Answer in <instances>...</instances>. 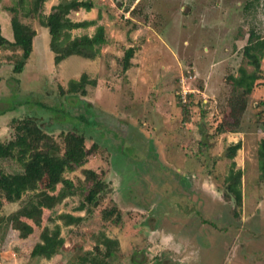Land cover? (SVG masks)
Wrapping results in <instances>:
<instances>
[{"label": "rangeland", "instance_id": "1", "mask_svg": "<svg viewBox=\"0 0 264 264\" xmlns=\"http://www.w3.org/2000/svg\"><path fill=\"white\" fill-rule=\"evenodd\" d=\"M13 1L0 2L3 36L11 32L6 24ZM82 1L46 0L42 14L57 6L72 22H95L71 30L72 42L102 27L107 43L95 60L71 56L54 67L39 22L22 17L39 34L40 45L23 72L13 73L16 57L6 59L12 51L0 50V143L14 139L12 121L24 116L48 130L59 149L68 131L87 132L85 147H93L84 168L105 186L96 192L95 207L85 204L78 211L84 198L78 192L43 210L42 227L58 224L64 239L50 260L30 257L41 229L22 240L3 224L0 264H79L86 252L92 254L85 264H104L94 253L101 234L119 243L108 264H264V182L256 157L264 140V80L250 95L233 88L238 68L252 70L243 56L248 35L264 37V0H91L90 12L80 7ZM128 48L135 51L123 72ZM82 74L96 81L86 86L85 97L60 93ZM82 113L84 123L77 117ZM237 142L241 148L231 160L227 148ZM231 169L242 171L240 208L223 183ZM0 171L21 168L0 160ZM47 174L34 200L61 188ZM62 176L77 186L83 180L80 170ZM27 196L3 201L0 216L16 211ZM112 208L117 225L103 218ZM60 214L83 219L65 227Z\"/></svg>", "mask_w": 264, "mask_h": 264}, {"label": "trees", "instance_id": "2", "mask_svg": "<svg viewBox=\"0 0 264 264\" xmlns=\"http://www.w3.org/2000/svg\"><path fill=\"white\" fill-rule=\"evenodd\" d=\"M45 2L46 0H14L12 16L6 24L11 27L10 34L3 36V26L0 25V50L12 51V54L6 59L11 60L16 57L12 67L13 73L23 72L32 53L33 39L36 36L35 30L30 25L23 23L20 17L37 19L39 25L47 29L50 38L49 49L53 54L54 66L60 65L71 56L93 61L99 56L101 46L107 43L103 28L100 26L96 27L92 36L82 35L76 42H72L71 30L86 29L93 26L95 22H72L67 18V11L61 12L57 6H54L53 11L45 16L42 14ZM79 5L85 12H90L94 8L91 0H84ZM248 5L250 3L246 4L245 7L248 8ZM134 51V48L125 50L122 57L123 72L131 67L130 60L133 58ZM243 56L252 70L247 71L243 67L238 68V75L233 81V88L242 90L245 95H250L254 88L259 85L258 82L264 80V71L261 68V61L264 58V37L250 33L247 43L243 47ZM88 85L94 87L96 81L90 80L86 74H82L79 80H70L65 90L60 88V93L63 95L79 94L85 97L87 94L86 86ZM84 103V101H79L78 106ZM85 105L90 107V104ZM262 105L264 106V102ZM77 117L79 122L84 123V113L77 115ZM12 122L15 137L6 143H0V160L16 162L20 166L21 172L8 174L0 171V207L3 201L13 204L21 201L25 195L28 196L23 205L16 211L7 216H0V227L4 224L16 231L22 240L27 239L33 233L34 228L41 229L39 241L34 245L30 257L50 260L63 247L64 239L61 237L58 224L52 228L42 227L43 210H53L63 200L76 196L78 192L84 195L83 202L76 208L78 211H83L86 207L85 204L95 207L99 197L96 192L99 186L105 185L96 172L84 168L88 163V157L92 154L93 147L89 149L85 147L87 132L68 131L63 137V148L59 149L57 144L50 142L49 131L44 130L32 117L24 116L20 119H14ZM240 148L241 142L228 147L227 158L234 159ZM256 157L258 179L264 182V140L260 141ZM78 170L83 176V180L79 179L78 186L72 180L62 176L65 173H74ZM58 171L62 175L57 180ZM47 172L48 181L50 183L59 182L61 188L55 194L44 193L34 200L32 195L39 190L43 174ZM241 178L242 171L231 169L223 181L225 190L234 197V202L238 208L242 205ZM115 213V208L104 210L103 218L105 220L110 219L112 223L117 225L120 223V219L115 216ZM57 219L62 222L63 226L69 227L79 224L83 218L71 214H60ZM46 220L53 221L50 217H47ZM99 238L98 243L94 246V253L101 257L104 264H108V260L120 251L119 243L116 239L108 238L104 234H101ZM86 253L88 256L92 254V252ZM88 256L82 257L79 264H85Z\"/></svg>", "mask_w": 264, "mask_h": 264}, {"label": "crops", "instance_id": "3", "mask_svg": "<svg viewBox=\"0 0 264 264\" xmlns=\"http://www.w3.org/2000/svg\"><path fill=\"white\" fill-rule=\"evenodd\" d=\"M83 15H84V11L83 12H81ZM45 16H47V15H45ZM85 19V20H84ZM82 21H92L90 18H82V20H78V21H76V22H82ZM40 28L41 29H43V31H44V33H45V36H44V38L46 39V44H45V47H46V50L47 49H49V34H48V31H47V29L46 28H43V27H41L40 26ZM76 30H78V29H76ZM35 32H36V36L34 37V39H33V47H32V53H31V55L32 54H35L34 52H35V46H36V44H37V47L39 46L40 47V45H39V41H38V38H39V34L37 33V31L35 30ZM47 33V34H46ZM90 36V35H89ZM48 37V38H47ZM49 54V59L51 60V62H52V65L54 66V63H53V54H52V52L50 51V49H49V52H48ZM100 53H101V51H100ZM30 55V56H31ZM30 58V57H29ZM28 58V59H29ZM68 59V58H67ZM66 59V60H67ZM66 60H64L60 65H58V67H62V65H63V63L66 61ZM28 61V60H27ZM50 62V63H51ZM54 67H56V66H54ZM59 71H61L60 69H59ZM72 80H78V79H72ZM61 89H63V88H61ZM64 89H66V88H64Z\"/></svg>", "mask_w": 264, "mask_h": 264}, {"label": "built area", "instance_id": "4", "mask_svg": "<svg viewBox=\"0 0 264 264\" xmlns=\"http://www.w3.org/2000/svg\"><path fill=\"white\" fill-rule=\"evenodd\" d=\"M183 93H184V94H183V98H184V96L187 94V92H186V91H183Z\"/></svg>", "mask_w": 264, "mask_h": 264}]
</instances>
